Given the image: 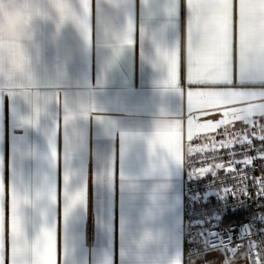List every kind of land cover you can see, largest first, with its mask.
<instances>
[{
  "label": "crops",
  "instance_id": "0c3cea01",
  "mask_svg": "<svg viewBox=\"0 0 264 264\" xmlns=\"http://www.w3.org/2000/svg\"><path fill=\"white\" fill-rule=\"evenodd\" d=\"M34 3L0 33V264H200L183 139L264 117V0Z\"/></svg>",
  "mask_w": 264,
  "mask_h": 264
},
{
  "label": "built area",
  "instance_id": "2783aa9c",
  "mask_svg": "<svg viewBox=\"0 0 264 264\" xmlns=\"http://www.w3.org/2000/svg\"><path fill=\"white\" fill-rule=\"evenodd\" d=\"M182 168L185 259L264 264V117L184 138Z\"/></svg>",
  "mask_w": 264,
  "mask_h": 264
},
{
  "label": "clouds",
  "instance_id": "9594fccd",
  "mask_svg": "<svg viewBox=\"0 0 264 264\" xmlns=\"http://www.w3.org/2000/svg\"><path fill=\"white\" fill-rule=\"evenodd\" d=\"M36 11L34 0H0V33L13 35L18 40L29 38L30 23ZM7 59L13 74L22 75L26 83H34L30 58L24 48L19 50L18 62L12 56Z\"/></svg>",
  "mask_w": 264,
  "mask_h": 264
},
{
  "label": "snow or ice",
  "instance_id": "6c2138e0",
  "mask_svg": "<svg viewBox=\"0 0 264 264\" xmlns=\"http://www.w3.org/2000/svg\"><path fill=\"white\" fill-rule=\"evenodd\" d=\"M219 167L223 168V165H220ZM228 171L232 172V171H235V169L230 167V168H228ZM257 177H259V174H257ZM262 179H264V178H262ZM257 184H258V186H260V182L259 181H257ZM232 191L235 192V188H233ZM242 194H246V189L245 188H244V191H243ZM260 194L264 195V187L261 188ZM252 247L255 248L256 245L253 243Z\"/></svg>",
  "mask_w": 264,
  "mask_h": 264
}]
</instances>
